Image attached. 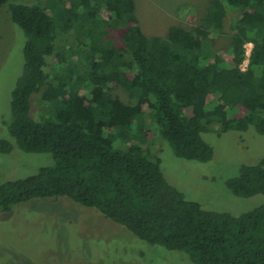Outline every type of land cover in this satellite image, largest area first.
Wrapping results in <instances>:
<instances>
[{
    "label": "trees",
    "instance_id": "trees-1",
    "mask_svg": "<svg viewBox=\"0 0 264 264\" xmlns=\"http://www.w3.org/2000/svg\"><path fill=\"white\" fill-rule=\"evenodd\" d=\"M7 8L27 39L8 133L19 150L50 154L53 164L0 182V214L64 197L192 264H264V205L239 216L205 211L166 181L151 150L158 137L176 157L205 163L213 150L202 134L214 125L264 134V0H210L198 24L164 35L142 31L134 0ZM220 37L228 40L221 50ZM33 95L42 112L34 118ZM12 148L0 139V154ZM226 186L238 197L264 194V159Z\"/></svg>",
    "mask_w": 264,
    "mask_h": 264
},
{
    "label": "rangeland",
    "instance_id": "rangeland-1",
    "mask_svg": "<svg viewBox=\"0 0 264 264\" xmlns=\"http://www.w3.org/2000/svg\"><path fill=\"white\" fill-rule=\"evenodd\" d=\"M44 0H8L0 6V139L12 150L0 154V182L16 181L53 164L50 154H30L19 150L8 133L11 122V94L24 70L23 31L13 24L8 5H35ZM142 31L164 35L171 27L198 24L210 0H134ZM200 8V11L196 10ZM195 16V17H194ZM231 17L227 18L226 28ZM220 37L217 49L227 47ZM119 93L121 96V92ZM38 95L30 98V116L40 115ZM124 100V97H121ZM123 112L129 114L126 105ZM149 139L151 132L146 131ZM203 140L212 148L210 161L200 163L176 157L170 145L154 138L151 148L166 181L186 200L203 210L239 216L264 205V194L238 197L226 182L235 178L243 165L264 159V134L249 126L240 132H221L214 125ZM0 264H192L182 251L168 250L139 240L124 227L106 219L96 209L83 207L68 198L32 199L0 214Z\"/></svg>",
    "mask_w": 264,
    "mask_h": 264
},
{
    "label": "built area",
    "instance_id": "built-area-1",
    "mask_svg": "<svg viewBox=\"0 0 264 264\" xmlns=\"http://www.w3.org/2000/svg\"><path fill=\"white\" fill-rule=\"evenodd\" d=\"M243 49H244V60L240 64L239 68L242 72H245L247 70L249 58L252 52V44L250 43L245 44Z\"/></svg>",
    "mask_w": 264,
    "mask_h": 264
},
{
    "label": "crops",
    "instance_id": "crops-1",
    "mask_svg": "<svg viewBox=\"0 0 264 264\" xmlns=\"http://www.w3.org/2000/svg\"><path fill=\"white\" fill-rule=\"evenodd\" d=\"M205 9H206V8H205ZM205 9H204V10H205ZM196 10H197V11H198V13H199V11H200V8H199V7H196ZM194 17H195V16H194Z\"/></svg>",
    "mask_w": 264,
    "mask_h": 264
}]
</instances>
